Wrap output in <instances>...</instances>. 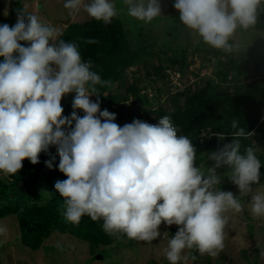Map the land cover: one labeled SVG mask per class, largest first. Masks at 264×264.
I'll return each mask as SVG.
<instances>
[{
    "label": "clouds",
    "instance_id": "clouds-1",
    "mask_svg": "<svg viewBox=\"0 0 264 264\" xmlns=\"http://www.w3.org/2000/svg\"><path fill=\"white\" fill-rule=\"evenodd\" d=\"M124 3L127 15L144 23L162 13L159 0ZM64 7L73 13L83 7L90 18L105 25L118 16L113 0H66ZM173 7L179 11L180 22L195 30L204 43L231 54V38L238 28L249 30L258 24L264 0H174ZM55 31L36 15L20 14L13 26L0 25V56L4 57L0 63V173L15 175L25 158L35 165L41 152L56 146L58 168L67 179L57 180L54 187L64 198L67 222L79 226L87 215L92 221L102 220L108 235L147 243L168 237V231L161 232L162 225H176L165 250L170 264H177L185 249L219 256L228 222L224 213L242 212L239 197L251 194L261 179L255 149L241 151V140L252 132L233 118L231 142L208 153L213 164L202 170L195 165V145L187 135H178L171 116H162L154 125L134 119L121 127L114 122L116 113L101 110L96 85L105 86L108 81L91 70L92 62L82 59L75 42L55 38ZM86 43L97 41L90 38ZM71 93H75L73 112L62 116V98ZM93 95L95 101L90 99ZM212 135L224 141L229 133ZM45 164L53 166L52 160ZM220 168L228 170V180L238 194L218 187ZM251 212L264 216V194L251 196ZM7 232V227H0V234Z\"/></svg>",
    "mask_w": 264,
    "mask_h": 264
},
{
    "label": "trees",
    "instance_id": "trees-1",
    "mask_svg": "<svg viewBox=\"0 0 264 264\" xmlns=\"http://www.w3.org/2000/svg\"><path fill=\"white\" fill-rule=\"evenodd\" d=\"M116 9L118 16L113 18L112 23L105 25L102 21L90 18L82 23L68 24L57 39L66 42H75L79 46L82 59L92 62V71L97 72L102 80L108 81L105 86L96 85L100 92V108L116 113L114 121L119 126L131 123L134 119L149 124H156L158 120L169 115L179 128L178 135H187L197 149L195 165L201 167L206 161L208 153L216 151L224 143L232 140L230 135L235 129L231 128V121L236 118L240 121V127L252 132L248 139L241 140V151L245 147H252L261 161V179L259 184H264V74L263 68L254 64L253 71H250L248 64L251 61L249 54L244 50L238 51L234 48L230 54L228 63H217L215 75L200 78L194 83L193 90L188 86L185 90L177 91L172 98L171 106L164 108L159 104L156 109L155 103L163 92L160 88H155V96L150 99L146 93L140 92L138 83L131 82L121 96L118 84L126 75L127 69H132L140 65L148 57L146 47L140 46V29L145 24L143 21L127 17L121 19L120 13L126 11V5L119 4ZM31 15L26 13L25 16ZM160 17H156L158 20ZM152 23V22H150ZM48 26V25H45ZM255 29H264V12L259 14L258 24ZM134 36V46L129 37ZM90 38H94L97 43H86ZM19 43L26 46V42ZM200 45L197 43V46ZM237 50V51H235ZM181 57L173 53L168 60L171 65L180 67L183 73L188 62L184 60V53ZM206 53L208 50L205 51ZM204 52V53H205ZM214 56L219 55L217 49L211 48ZM237 53L238 57L235 56ZM4 61L1 56L0 63ZM178 70V68H177ZM163 71V65L153 66L152 71H147V75L159 74ZM176 70H174L175 72ZM180 71L179 75L186 79ZM235 72L236 78L229 76ZM167 74L162 73L161 77ZM247 79H252L246 81ZM197 84V85H196ZM192 85V86H193ZM116 86V91L111 88ZM75 94V93H71ZM93 101L97 99L92 96ZM135 99V100H134ZM165 101V103H169ZM127 102L133 106L140 107L125 110ZM164 102V101H163ZM116 104L115 109L111 108ZM140 109V110H139ZM81 117L83 110H75ZM73 112L72 106L67 108V115ZM131 112V113H130ZM64 113V112H63ZM62 113V114H63ZM103 122V120H102ZM75 121L72 126L74 127ZM229 133L224 141L217 139L212 133ZM55 157V159H52ZM40 162L33 165L27 158L22 161L23 167L15 175H9V180L0 178V219L14 215L20 230L21 241L31 250L38 249L45 238L52 233H61L73 236L79 240L87 242L91 248L102 246L103 250H97L103 255L108 254V245L121 244L124 240H130L126 235H108L104 232L103 221H92L87 215L81 218L79 226H74L64 218V198L55 190L54 184L57 180H65L67 176L59 171L58 164L60 157L57 154L56 146H50L48 152H41ZM52 160V167L46 166L45 161ZM228 181V177L223 176ZM43 184L46 187L48 196L44 201H35L31 191L28 189L35 184ZM223 188V183L218 185ZM172 230L169 234L174 235ZM189 254L194 259H198V251L189 249ZM90 261V259H89Z\"/></svg>",
    "mask_w": 264,
    "mask_h": 264
},
{
    "label": "rangeland",
    "instance_id": "rangeland-1",
    "mask_svg": "<svg viewBox=\"0 0 264 264\" xmlns=\"http://www.w3.org/2000/svg\"><path fill=\"white\" fill-rule=\"evenodd\" d=\"M83 2L90 3L91 0H83ZM113 2L117 7L119 4L125 5L124 0H113ZM159 2L162 7V13L158 16L160 18L158 20L154 18L152 23L143 24L139 32L140 46L146 47L149 55L140 65L127 69L126 75L118 84L119 92L123 96L127 86L136 81L141 88L140 92L146 93L150 99H153L156 94L155 88H160L163 92L158 100L160 102L155 103L154 107H147V110L156 109L159 104L164 108H169L171 106L169 100L174 98L177 91L185 90L188 86L193 90V84L197 83L200 78L215 75L217 63L226 65L230 58L229 53L221 50H218V56H214L211 52L212 47L204 43L195 30L187 28L180 22L179 11L173 7L174 0H159ZM65 3L66 0H0V25L7 23L11 27L17 22L18 15L30 13L38 16L44 25L55 29L54 37L57 38L70 21L82 23L90 19L83 7L79 13H73L64 7ZM120 16L121 19L126 20L127 10L121 12ZM71 17L73 19H70ZM129 38L136 46L134 36ZM231 42L235 49L244 50L249 54L250 71H253V65L257 64L263 68L264 74V29L242 30L238 28ZM197 43L200 45L197 46ZM182 50L185 51L184 60L188 62L183 73L180 67L175 64L171 65L168 60L173 53L181 57ZM206 50H208L207 53ZM235 56L238 57L237 53ZM159 64L163 65V71L148 76L146 72H151L153 66ZM178 71L184 74L186 79H183ZM162 73L167 75L161 77ZM234 75L233 71L229 78L234 80L236 78ZM111 91L115 92L116 86H113ZM74 96L75 94H68L62 98L61 105L64 108L62 116L70 117L71 113L67 115V108L72 106ZM90 99L93 101L92 96ZM126 105L124 109L132 108L133 114L135 107L140 108L137 104L133 106L131 102H127ZM116 107L117 105L113 104L111 108ZM212 164V161L206 159L200 168L206 170ZM218 172L221 174L222 190H230L238 194L237 187L223 178L227 176L228 170L220 168ZM0 178L9 180V175L0 173ZM28 189L35 201L42 202L48 196L43 184L36 183ZM256 194H264V184L253 185L251 194L239 197L243 205L242 212L236 213L234 210H229L224 213L228 217V222L224 229L225 247L219 256L210 257L198 252V259H194L190 256L189 249H185L177 264H264V216L256 217L251 212V196ZM17 224L14 215L0 219V227L8 229L7 235L0 234V264H170L166 259L165 250L168 246V239L171 238L169 233L172 230L177 231L176 225L170 228L162 225L161 232H169L167 238H158L152 243L124 240L118 245H108L109 253L105 254L103 259H95V254H101L97 250H103L102 246L91 248L87 242L61 233H52L43 240L38 249L31 250L22 243Z\"/></svg>",
    "mask_w": 264,
    "mask_h": 264
},
{
    "label": "water",
    "instance_id": "water-1",
    "mask_svg": "<svg viewBox=\"0 0 264 264\" xmlns=\"http://www.w3.org/2000/svg\"><path fill=\"white\" fill-rule=\"evenodd\" d=\"M103 256L101 254H95V259H100L102 258Z\"/></svg>",
    "mask_w": 264,
    "mask_h": 264
}]
</instances>
